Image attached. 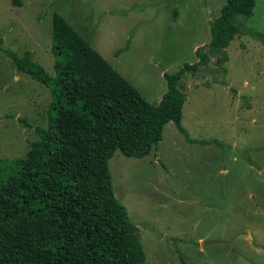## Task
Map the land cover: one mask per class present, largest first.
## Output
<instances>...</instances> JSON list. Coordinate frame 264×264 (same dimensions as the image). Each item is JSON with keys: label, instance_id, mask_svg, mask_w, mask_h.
Returning a JSON list of instances; mask_svg holds the SVG:
<instances>
[{"label": "rangeland", "instance_id": "obj_1", "mask_svg": "<svg viewBox=\"0 0 264 264\" xmlns=\"http://www.w3.org/2000/svg\"><path fill=\"white\" fill-rule=\"evenodd\" d=\"M226 0H0V158L27 155L47 127L48 87L6 51L30 52L55 75L54 13L62 15L151 104L165 73L198 61ZM241 34L182 80L173 121L150 154L109 161L116 198L137 226L144 264H264V0Z\"/></svg>", "mask_w": 264, "mask_h": 264}, {"label": "trees", "instance_id": "obj_2", "mask_svg": "<svg viewBox=\"0 0 264 264\" xmlns=\"http://www.w3.org/2000/svg\"><path fill=\"white\" fill-rule=\"evenodd\" d=\"M21 6L22 0H13ZM256 0H226L211 21L198 61L165 73L167 90L149 103L60 14L52 20L55 75L31 53L6 51L19 72L48 87L47 127L23 158H0V264H144L137 226L116 198L109 161L116 151L142 158L173 121L182 124L185 76L210 63L241 34ZM2 41L0 40V48Z\"/></svg>", "mask_w": 264, "mask_h": 264}]
</instances>
